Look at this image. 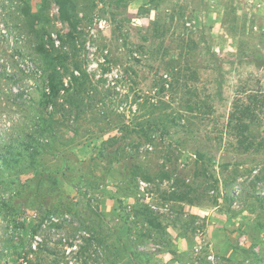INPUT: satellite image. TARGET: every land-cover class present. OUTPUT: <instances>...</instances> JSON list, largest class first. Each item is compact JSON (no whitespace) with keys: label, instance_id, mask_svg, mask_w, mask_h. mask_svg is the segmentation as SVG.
<instances>
[{"label":"rangeland","instance_id":"obj_1","mask_svg":"<svg viewBox=\"0 0 264 264\" xmlns=\"http://www.w3.org/2000/svg\"><path fill=\"white\" fill-rule=\"evenodd\" d=\"M77 2L82 36L74 46H63L60 36L70 29L61 22L55 0H0V142L14 140L22 148L34 143L38 118L52 111L42 103L48 91L43 44L71 53L89 76L82 119L73 115L72 128L58 131L69 145L26 173L0 169V264H27L28 258L35 264H105L103 249L93 239L86 253L80 251L87 245L83 236L90 237L78 228L82 220L95 218L86 212L85 193L104 214L105 226L99 229L109 234L115 228L125 242L130 235L138 237L140 227L120 217L124 209L128 214L133 210L134 197L167 214L160 219L170 226L176 249L186 254L181 262L155 251L158 264H264V201L259 198L264 197V147L239 155L226 136L236 92L243 88L264 95V0ZM27 6L43 16L33 28L24 15ZM173 65L192 75L195 96L181 88L185 78L176 90V78L168 73ZM198 98L211 99L213 113L207 118L186 112L189 100ZM67 100L62 97L59 103L68 105ZM151 118L160 127L147 136L139 129ZM56 119L68 117L58 113ZM253 129L264 138V127ZM108 139L118 141L100 157L98 148ZM121 145L129 155L115 159ZM199 153L211 160L208 175ZM137 164L155 180L140 179L130 189ZM164 172L172 179H163ZM180 180L195 189V203L170 200L174 192L189 190ZM65 193L77 204L79 216L66 217L71 224L63 229L52 228L58 220L44 217L46 207L62 201ZM192 216L199 219L193 220L198 230L190 242L184 229L168 223L177 220L179 228L186 227ZM42 242L58 257L29 255L30 245L35 250ZM147 249L161 247L149 242Z\"/></svg>","mask_w":264,"mask_h":264},{"label":"trees","instance_id":"obj_2","mask_svg":"<svg viewBox=\"0 0 264 264\" xmlns=\"http://www.w3.org/2000/svg\"><path fill=\"white\" fill-rule=\"evenodd\" d=\"M55 1L59 7L61 22L67 24L70 29V32L66 37L60 36V40L62 41L63 46L67 44L74 46L78 39L82 36V32L80 30L82 19L79 17L78 13V2L77 0ZM155 9H158V7ZM24 15L31 28L43 19L41 13H34L32 11L31 6L26 7ZM50 39L52 40L51 36ZM53 45V48H48L47 44H43L40 48L44 59V72L47 75L48 80V91L43 93L42 103L45 107H47V109L52 108V111H50L49 114L42 116V118H38L36 130L38 138H36L34 143L29 142L25 148H22V145L24 146V144L14 140L9 141L7 144L0 142V169L5 171L9 170L15 174L26 173L32 169H37L45 156L59 155L63 147L69 145L68 142H61V135H59L60 132H58L60 127L71 129L72 124H70V120L72 119V116L75 115L79 121L83 117L82 114L85 113V97L87 93L86 84L89 76L87 72H81L82 70L80 66L74 62V58L71 56V53L61 52L58 49H55V44ZM183 52L184 51L181 52L180 56H183ZM71 65H74L73 70H70ZM76 71L80 72V75H76ZM168 73L176 78V83L178 85L176 90L179 89V85L182 83L181 79L185 78L183 83L185 86L181 85V88L184 87L186 92L195 96V89L193 90V86L189 84V81L193 80L192 75L187 77L185 70L178 65L171 66ZM68 77L69 80L66 82ZM62 97L65 99L69 97V100H67L68 105H62L59 103V100ZM210 100V98L205 100H201L200 98L189 100L187 104L188 110L186 112L190 113V116H194L195 113H198L203 115L204 118H207L213 113ZM159 109L161 110L162 108ZM58 113H63L64 116L68 117V119L64 122H59L56 119V115ZM172 120L173 123L176 124L174 122L176 118H173ZM76 123L78 122L76 121ZM161 123L163 124V127H166L164 125V120H161ZM159 127L158 122L154 121V119L152 120L151 118L147 120V124H141L139 131L148 136V131L158 129ZM255 127H257L259 131L264 127V95L253 90L248 92L246 90L243 91L242 88V90H238V92H236V97L233 101L232 109L226 124V136L231 140L233 150L239 155L244 156L251 154L253 149H256L257 146L264 147V138H261L260 136L257 137V134H255L253 129ZM80 131L81 130H76V133H79ZM113 141L117 142L118 140ZM103 143L104 145L98 148V154L100 157H106L109 153L110 147L114 144H112V140L110 139L105 140ZM116 148V151L113 153V156L116 157L115 159H117L120 155H125L126 157L129 155L125 151L126 147L123 148L121 145ZM205 159H207V155L199 153V161L201 162L203 172L208 175V163L211 160L206 161ZM148 173L149 172H147V170L142 168L139 164L135 165V171L131 176V181L128 182L130 189L133 188L131 187L133 185L134 188L138 187L140 179L147 183L154 182L155 178ZM244 173L245 175L250 174L248 171ZM235 175L236 177H241L240 171L236 170ZM161 177L168 180L172 179V177L165 172ZM180 182L183 183V186H188L189 190H185L186 192H174L172 199L170 200L188 204L195 203L196 198L192 196V193L195 191L193 186L187 185L186 181L183 180H180ZM83 197L85 202L84 206L88 210L86 212L89 215H91V212L95 218H92L91 223L85 222L81 219L82 224L79 226L78 230L87 233L90 237L88 239L83 236L85 244L87 245L81 247V252L84 250L86 253L89 250L88 246H90L89 244H91V240L93 239L92 243L96 242L97 245L103 249L101 253L103 254L104 252V255H102L104 259L102 260L105 264H158L155 259L157 256L155 251L170 254L177 259V261L183 262L182 258L186 253H180L176 249L175 244L169 237L168 228L170 226H165L163 221L160 219V216L166 217L167 214H160L149 204L142 202L137 197L130 196L136 199V202L132 207L133 210L128 214L124 209L123 214L120 215V217L127 223H131L135 226L138 225L140 227L138 229V237L132 239V235L129 234L130 236L128 242H125L119 236L115 228H109L110 232H112L109 234L103 230V226H105V222H103L105 219L104 214L100 211L98 205L94 204L93 200L88 197V193H85ZM63 198L62 201L46 207V214L44 217H46V219H51V221L53 219L58 220L57 222L52 221L50 226H53L52 228L63 229L66 224H71L66 217L79 216V212L77 210L78 206L74 200L67 193L63 195ZM259 198L264 201V197ZM59 217H62V219ZM196 219H199V217L192 216L190 217V220L187 219L183 224L186 225V227L181 226V228H179L177 220H172L171 223H168V225H171L178 230L184 229L186 231L184 232V237L191 242L194 241L195 234L198 230V227H192V224H194L193 220ZM179 220L182 221L183 218H179ZM41 226L42 225L40 224L35 229L34 233L36 235H38V231L41 229ZM100 227L103 229L100 230ZM112 235L117 237L113 241L111 240ZM140 238L144 240L141 242ZM149 242L154 244L156 247H161V250H146V244ZM58 243L66 248L75 247V244L72 242L68 244L62 242ZM30 249L31 251L29 255L32 253L34 254V258L36 256L38 259L42 256L44 258H57L59 255L48 243H39V246L36 247L35 250L31 244ZM66 253V249H63V258ZM26 263L35 264V259L28 258Z\"/></svg>","mask_w":264,"mask_h":264}]
</instances>
